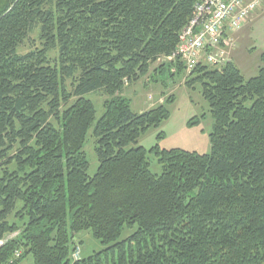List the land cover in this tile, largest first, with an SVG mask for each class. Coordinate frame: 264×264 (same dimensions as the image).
<instances>
[{
	"label": "trees",
	"instance_id": "16d2710c",
	"mask_svg": "<svg viewBox=\"0 0 264 264\" xmlns=\"http://www.w3.org/2000/svg\"><path fill=\"white\" fill-rule=\"evenodd\" d=\"M203 1L0 0V241L18 234L0 264H264V65L251 79L232 60L186 76L211 109L210 154L128 148L176 99L137 113L124 90L159 61L186 73L168 58ZM83 232L107 248L75 260Z\"/></svg>",
	"mask_w": 264,
	"mask_h": 264
},
{
	"label": "rangeland",
	"instance_id": "374dc122",
	"mask_svg": "<svg viewBox=\"0 0 264 264\" xmlns=\"http://www.w3.org/2000/svg\"><path fill=\"white\" fill-rule=\"evenodd\" d=\"M32 40L38 45V33L32 36ZM30 49L31 45L27 44L22 47L20 52L27 53ZM50 56L55 59L57 54L52 52ZM228 57L230 61L235 62L246 79L258 75L259 68L264 65V6L236 34L235 45L230 50ZM162 63L159 61L154 64L149 76L127 86L123 95L131 101L132 109L137 113L165 105L167 99L174 96L175 103L169 106L171 117L158 129L149 130L137 144H131L128 148L142 146L150 150L159 144L161 148L167 150L182 149L199 154H210L212 150L210 135L213 132L214 119L209 103L203 97L201 86L197 85L195 89H191L186 85L187 69L186 73L175 77L170 76L168 71L164 74L157 73L156 70L160 69ZM176 72L177 67L175 66L172 73ZM88 98L96 105L97 120L100 119L104 113L103 103L106 96L102 92H98L89 95ZM191 121L196 124L190 126ZM160 134L163 135V138L158 140ZM84 151L90 163L89 175L94 176L99 168V160L96 154L93 130L89 133ZM149 162L152 172L160 175L162 167L159 165L158 159L149 155ZM137 230V227L126 229L121 240L133 235ZM73 243L79 247V257L82 259L90 258L95 253L107 248L88 232L76 234ZM21 264H35L34 258L28 256Z\"/></svg>",
	"mask_w": 264,
	"mask_h": 264
},
{
	"label": "built area",
	"instance_id": "2783aa9c",
	"mask_svg": "<svg viewBox=\"0 0 264 264\" xmlns=\"http://www.w3.org/2000/svg\"><path fill=\"white\" fill-rule=\"evenodd\" d=\"M264 6V0H204L196 6L191 23L180 36L176 53L169 61L177 59L192 73L200 64L214 68L224 67L229 52L235 45L236 34L244 28L249 19ZM18 234L0 241V247ZM21 252L16 253L20 257ZM80 249L73 258L78 260Z\"/></svg>",
	"mask_w": 264,
	"mask_h": 264
},
{
	"label": "crops",
	"instance_id": "0c3cea01",
	"mask_svg": "<svg viewBox=\"0 0 264 264\" xmlns=\"http://www.w3.org/2000/svg\"><path fill=\"white\" fill-rule=\"evenodd\" d=\"M232 62H234V61H232ZM235 63V62H234Z\"/></svg>",
	"mask_w": 264,
	"mask_h": 264
}]
</instances>
